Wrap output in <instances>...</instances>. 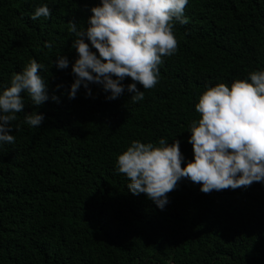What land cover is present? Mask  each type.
<instances>
[{
    "label": "trees",
    "instance_id": "obj_1",
    "mask_svg": "<svg viewBox=\"0 0 264 264\" xmlns=\"http://www.w3.org/2000/svg\"><path fill=\"white\" fill-rule=\"evenodd\" d=\"M42 3L51 16L33 20ZM98 3L0 0V84L36 59L50 97L37 106L24 94L16 142L0 148V264H264V183L205 193L183 179L161 209L117 172L135 139H179L193 158L188 129L206 85L264 68V0H189L178 51L163 58L154 88L138 85L145 99L135 103L127 91L109 100L95 83L91 95L81 85L68 96L78 55L69 21L87 27ZM31 111L45 115L40 127L25 123Z\"/></svg>",
    "mask_w": 264,
    "mask_h": 264
},
{
    "label": "clouds",
    "instance_id": "obj_2",
    "mask_svg": "<svg viewBox=\"0 0 264 264\" xmlns=\"http://www.w3.org/2000/svg\"><path fill=\"white\" fill-rule=\"evenodd\" d=\"M188 4L189 0H100L91 7L87 27L69 21V31L76 37L72 47L78 53L72 63L69 98L76 97L81 85L91 95L89 85L95 83L109 100L127 91L132 102L143 101L144 90L159 83L163 58L178 51L175 26L188 22ZM50 16L51 8L42 3L31 18ZM55 63L65 69L69 59L59 54ZM44 67L31 59L12 74L10 83L0 84V148L16 142L12 122L25 112L24 94L37 106L50 98ZM128 77L132 82L125 84ZM51 99L59 102L55 94ZM195 109L200 117L188 129L192 159L186 160L179 139L169 143L166 137L158 142L132 140L118 155L117 172L128 179V190L146 194L161 209L183 179L199 184L205 193L264 183V68L234 79L230 86L223 81L206 85ZM44 120L38 111L25 114V123L33 128Z\"/></svg>",
    "mask_w": 264,
    "mask_h": 264
}]
</instances>
